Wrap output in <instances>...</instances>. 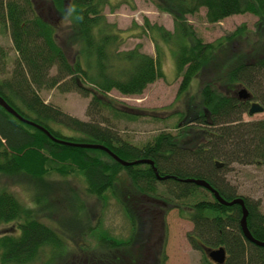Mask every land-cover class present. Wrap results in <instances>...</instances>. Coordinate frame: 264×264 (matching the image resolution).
<instances>
[{"label": "trees", "instance_id": "trees-1", "mask_svg": "<svg viewBox=\"0 0 264 264\" xmlns=\"http://www.w3.org/2000/svg\"><path fill=\"white\" fill-rule=\"evenodd\" d=\"M152 1L173 19L172 31L157 24L149 27L175 47L179 93H186L193 79L200 86L199 95L190 96L192 105L179 113L177 131H160L139 147L116 134L102 111L108 109L115 117L139 114L118 107L107 93L116 89L123 94H138L162 73L157 58L141 51L139 44L120 49L122 31L102 13L109 0H45L48 11L59 17L56 24L36 12L34 0H0V27L8 28L18 53L10 75L0 80V96L5 102L58 139L102 144L123 160L150 159L154 164L121 165L104 150L54 141L0 106V173L25 178L33 186L36 207L44 203L37 212L59 227L55 229L37 219L12 193L1 190L0 223L16 222L15 232L0 235V256L4 262L33 260L45 244H52L50 259L61 258L64 239L59 231L73 239L83 230L88 231L85 227L90 217L76 205L77 198L71 199L67 192L56 195L57 188L63 187L45 178L51 170L60 175L78 171L87 192L98 198L105 190H111L130 223L125 239L104 230L96 233L101 253L88 252L87 259L79 255L77 246L81 243L75 241L77 250L64 251L71 253L72 264H163L166 255L161 241L165 233L162 216L172 208L193 222L192 230L186 234L193 248L223 246L229 254L224 264H264V245L247 239L240 228V205L222 204L207 188L185 181L204 180L222 198L232 200L238 195L225 188L222 170L232 163L264 165V118H242L250 100L264 107V33L260 34L263 39L257 46L241 37V25L222 39L203 42L186 19L187 14L200 7H205L209 22L252 12L258 16V35V29L264 32V0ZM62 22L66 24L60 27ZM54 65L56 72L51 75L49 71ZM43 87L90 95L87 114L91 119H79L45 103L37 93ZM241 87L250 93L249 99L237 96ZM52 123L79 135L62 134ZM154 167L159 176L168 177L158 178ZM120 172L130 182L122 195L116 190ZM163 185L164 189L160 188ZM201 191L209 192L212 200L204 198ZM241 197L251 236L264 241V214L254 201ZM67 212L68 217L64 216ZM128 247L131 254L126 255ZM137 247L139 255L135 252ZM200 264L214 263L205 258Z\"/></svg>", "mask_w": 264, "mask_h": 264}, {"label": "rangeland", "instance_id": "rangeland-1", "mask_svg": "<svg viewBox=\"0 0 264 264\" xmlns=\"http://www.w3.org/2000/svg\"><path fill=\"white\" fill-rule=\"evenodd\" d=\"M44 2L45 0H34V9L52 21L53 24H56L59 17H56L52 11H48ZM205 12V7H200L195 13L186 15V19L193 27L196 36L203 42H214L222 39L240 25L243 26L241 37L250 40L249 44L251 46L259 45L263 39V36L260 34L264 32L260 29H258L259 34L256 35L258 16L252 12L231 14L214 22L207 21ZM102 13L108 22L114 23L122 31L123 43L119 45L120 49H129L139 44L141 51L157 58L158 66L162 73L161 77L149 83L138 94H123L116 89H111L107 93L111 99L118 103V107L124 106L131 109V111L128 109L127 111L137 112L139 115L135 117L116 115L115 117L112 116L111 111L108 109H103V115L109 118L112 130L116 134L139 147L151 141L160 131L174 134L178 129L179 113H183L184 108L186 109L188 105H192L193 101L190 102V96L197 97L199 95L200 82L197 79H193L188 91L186 93H179L178 85L180 77H177L176 74L173 52L175 47L170 42L161 40L158 34L149 27L157 24L166 30L172 31V16L166 11L159 10L152 0H109V3L103 6ZM65 24L62 22L60 27ZM17 57L18 53L14 48L8 28L1 26L0 80L10 75ZM55 72L56 67L54 65L51 67L49 74L52 75ZM37 93L45 103L56 106L72 116L82 120H90L92 117L87 114L90 95L84 96L75 90H63L58 87H43ZM242 118L243 120L264 118V110L252 114H247L246 111L242 114ZM50 125L60 130L62 134L79 135V133L67 129L62 125L55 123ZM102 146L106 147L105 145ZM151 165H154L153 162ZM153 170L154 172L156 171L155 167ZM221 174L227 190L230 189L238 197L244 196L251 199L256 203L259 212L264 214V165L232 163L226 170H222ZM45 178L54 184L57 182L56 184H61L63 187V189L57 188L56 195H61L65 192L73 193V196L67 194L68 197L74 198V200L77 198L80 204L76 201V205L90 217L88 220L90 222L85 227L89 228L88 231L84 232L83 230L78 233L77 239L70 238V235L67 238L68 235L64 236L59 231V234L64 239L61 258L60 256H56L50 259L53 247H51L52 244H45L39 248L33 260L25 263L4 262L0 256V264H65L68 260L70 263L71 253L66 254L64 251L72 250L74 252L78 248L79 255L85 259H87L86 254L88 252L95 250V252L101 253V245L97 244L99 243V235L96 234L100 231H107L118 239H125L129 236L130 223L117 203L115 196L111 193V190H105L102 198L89 194L86 190L85 181L78 171L60 175L50 170ZM129 184L130 182L126 174L120 172L116 190L122 195ZM67 186L69 187L67 188ZM164 187V185L163 187L160 186L162 189ZM3 189L12 193L37 219L46 221L45 223L53 225L55 229H59L56 222L47 221L42 214L37 212L38 208L44 207V203L40 207L37 204L38 207H36L32 197L34 193L33 186L27 184L25 178L7 177V175L5 177L0 173V191ZM201 194L204 198L212 200L209 192L205 193V191H201ZM64 216L68 217L70 213L67 212ZM59 217L64 219L62 215ZM162 218L165 225V236L164 234L161 236V241L163 239V251L166 255L163 264H200L205 258L213 262L207 253L193 248L189 243L186 234L192 230L193 222L186 214L180 216L177 209L172 208L165 212ZM164 225L162 231L164 230ZM15 226L16 222L12 221L0 223V235L11 231L15 232ZM93 230L95 231L93 232ZM75 241L81 243L77 248H75ZM119 249L117 248V250ZM129 249V247L125 248L124 254H131ZM153 249L155 250V247L150 250ZM135 252L139 255L140 247H137ZM141 252L143 251L141 250ZM158 256L160 257V255ZM227 256H229L228 253H226ZM214 264L216 263L214 262Z\"/></svg>", "mask_w": 264, "mask_h": 264}, {"label": "water", "instance_id": "water-1", "mask_svg": "<svg viewBox=\"0 0 264 264\" xmlns=\"http://www.w3.org/2000/svg\"><path fill=\"white\" fill-rule=\"evenodd\" d=\"M237 95L239 98L242 99H246L249 98L250 95L248 93V91L245 88H240L237 91ZM0 106H2L6 111L10 112L11 114H13L16 118H18L19 120L25 122V123H29L37 128H39L40 130H42L49 138H51L54 141L60 142V143H65L67 145H75V146H79V147H84V148H100L104 151H106L111 157H113L117 162H119L122 165H129V164H134V163H138V162H145L148 164H152V161L148 160V159H139V160H135V161H127V160H123L121 158H119L116 154H114L112 151H110L107 147L102 146L101 144H95V143H72V142H68V141H64L62 139H58L56 137H54L45 127L31 121L28 120L24 117H22L21 115H19L11 106H9L5 100L0 96ZM263 107L257 103V102H252L250 104V107L248 109V114H252L254 112H258V111H262ZM155 174L157 175L158 178H167L168 176H159L158 173L155 171ZM185 181H193L194 183L201 185L203 187H206L207 189H209L213 195L215 196V198L217 199L218 202L225 204V205H231L234 203H237L240 205L241 207V211H242V215L240 217V228L244 234V236L249 239L250 241H252L253 243L257 244V245H264V241H259L257 239H254L250 232L249 229L247 227V223H246V217H247V209L246 206L244 205V201L242 197H237L234 198L232 200H226L224 198H222L218 192L210 186L209 183H207L204 180H195V179H185ZM207 254L209 255V257L217 262L218 264H222L224 262L225 259V250L223 247H219L213 250H207Z\"/></svg>", "mask_w": 264, "mask_h": 264}]
</instances>
